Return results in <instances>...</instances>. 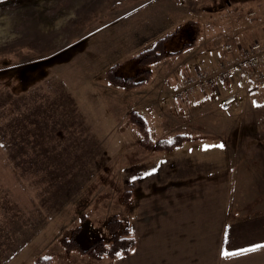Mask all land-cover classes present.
I'll list each match as a JSON object with an SVG mask.
<instances>
[{
  "label": "rangeland",
  "instance_id": "rangeland-1",
  "mask_svg": "<svg viewBox=\"0 0 264 264\" xmlns=\"http://www.w3.org/2000/svg\"><path fill=\"white\" fill-rule=\"evenodd\" d=\"M243 1L0 0V264L41 256L110 264L63 240L78 229L83 248L100 238L109 244L112 218L127 227L139 160L168 150L149 144L176 134L185 135L182 144L216 141L224 129L227 147L264 146V86L239 90L228 121L215 120L248 74L228 88L175 96L182 77L214 68L225 43L243 32L242 10L253 11ZM154 46L163 57L141 64L137 55ZM112 67L147 81L115 83ZM133 112L145 120L147 147Z\"/></svg>",
  "mask_w": 264,
  "mask_h": 264
},
{
  "label": "crops",
  "instance_id": "crops-1",
  "mask_svg": "<svg viewBox=\"0 0 264 264\" xmlns=\"http://www.w3.org/2000/svg\"><path fill=\"white\" fill-rule=\"evenodd\" d=\"M242 6L253 11L242 10L243 32H234L233 50L223 47L221 57L264 38V0ZM254 12L257 18L250 17ZM251 79L247 85L255 89ZM217 108L215 120L227 122L230 110ZM213 134L216 141H187L139 160L137 193L125 218L136 244L110 264H264V146L231 148L224 129Z\"/></svg>",
  "mask_w": 264,
  "mask_h": 264
},
{
  "label": "built area",
  "instance_id": "built-area-1",
  "mask_svg": "<svg viewBox=\"0 0 264 264\" xmlns=\"http://www.w3.org/2000/svg\"><path fill=\"white\" fill-rule=\"evenodd\" d=\"M231 52L233 46L225 45ZM248 73L253 78L256 87L264 86V39H257L238 48L236 56L222 58L213 69L198 68L184 76L176 89L178 99H187L196 91L214 89L220 85H229L237 74ZM240 88L245 87V80L237 81ZM238 92L228 94L222 103L224 109L239 105Z\"/></svg>",
  "mask_w": 264,
  "mask_h": 264
},
{
  "label": "trees",
  "instance_id": "trees-1",
  "mask_svg": "<svg viewBox=\"0 0 264 264\" xmlns=\"http://www.w3.org/2000/svg\"><path fill=\"white\" fill-rule=\"evenodd\" d=\"M188 46H191V45L186 44L184 47H182V49L175 51L173 53L180 54L182 50H184ZM163 55H164V50H162L161 48L158 49L154 46L153 48L147 49L139 53L137 55V58L140 60L141 64H147L154 60L161 59ZM148 73L149 71L146 70L142 74L146 75ZM137 76L139 75L127 76V77L117 75L115 72V67H112L108 69L107 71V77L109 78V80L115 83L126 84L129 86H136V85H141L147 81L145 77L137 80ZM130 117L134 122H136L135 124H138V125L140 124L141 129L142 128L144 129L145 139L141 143L143 144V146L147 147L146 144H148L147 143L148 140L149 141L151 140L149 139L147 129L145 128V120L136 112H133ZM184 140H185V135L176 134L171 139H164V140L158 141L155 145L149 144L150 147L148 148L155 147L156 149H159V150H167V149L169 150L175 146L182 145ZM107 225L109 227V230L112 232V237H111V241L109 244H106V242H104V240L100 238L94 241L87 248H83L80 246L76 238L78 229H75L73 231L70 239H64L63 242L68 249L79 248L83 253H88L95 258H103L104 256L107 255L110 258L114 259L122 253H129L135 247V244H136V239L129 231V228L124 226L121 223V221L118 220L116 217L112 218L108 222ZM120 227H121V230H120ZM33 264H52V260L50 257L41 256V257H38L33 262Z\"/></svg>",
  "mask_w": 264,
  "mask_h": 264
}]
</instances>
